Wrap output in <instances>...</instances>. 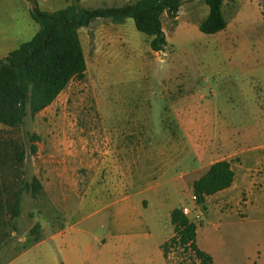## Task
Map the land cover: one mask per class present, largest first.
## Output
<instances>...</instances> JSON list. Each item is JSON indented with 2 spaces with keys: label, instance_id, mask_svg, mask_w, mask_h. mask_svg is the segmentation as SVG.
I'll return each mask as SVG.
<instances>
[{
  "label": "rangeland",
  "instance_id": "obj_1",
  "mask_svg": "<svg viewBox=\"0 0 264 264\" xmlns=\"http://www.w3.org/2000/svg\"><path fill=\"white\" fill-rule=\"evenodd\" d=\"M19 1L0 0V28L11 14V5L23 10V0ZM28 1L30 7L35 1L40 9L64 6L62 0ZM126 1L79 3L97 7ZM245 3L249 5L239 3L240 13L235 16V10L228 13L222 8L226 27L215 34L199 30V19L206 14L199 4L195 9L184 4L174 21L162 14L167 42L162 52L150 49V36L138 31L131 18L121 23L97 19L80 28L84 78L69 81L47 107L34 116L27 115L20 126H0L2 137L21 141L27 149L22 163L2 171L5 180L14 190L20 188L23 179L29 181L33 176L41 183L35 197L21 190L17 231L11 232L0 248V264H60L59 241L52 231L63 223L76 232L94 234L95 245L111 230L125 234L143 231L151 238L142 244L156 248L173 234L171 209L194 206L191 182L201 174H188V163L178 164L172 157V178L161 177L158 172L169 153L157 152V148L164 149L170 139L168 146H173L179 135L187 133H191L189 142L197 148L203 142L215 141L218 134L242 148L248 146L245 138L251 133L259 137L253 143H264V53L250 57L236 52L238 37L253 39L249 25L260 21L258 3L263 12L264 5L261 0ZM18 42L12 39L2 45L0 54ZM32 133L38 136L34 154L27 148ZM147 146L153 152L137 155V148ZM192 148L188 145L185 150L179 144L174 146V153L180 159L186 152L198 151ZM231 153L217 150L204 165L228 157L236 175L260 174L257 170L264 165L263 157L246 161ZM58 173L65 183L60 202L66 204L64 210L68 203L73 207L77 195L83 194V185L89 183L111 187L120 180L125 193L114 207H106L108 197L93 190L85 207L73 219L64 221L58 210ZM259 184L250 208L244 212L245 193H239L240 204L224 213L217 206L220 199L195 202L200 217L194 219L193 212L189 219L196 224V243L212 256L214 264H264V182ZM35 223L39 224L38 242L24 249L35 237L31 233ZM166 261L202 264L191 252L173 246L167 249Z\"/></svg>",
  "mask_w": 264,
  "mask_h": 264
},
{
  "label": "trees",
  "instance_id": "obj_2",
  "mask_svg": "<svg viewBox=\"0 0 264 264\" xmlns=\"http://www.w3.org/2000/svg\"><path fill=\"white\" fill-rule=\"evenodd\" d=\"M208 14L199 22V30L215 34L226 27L222 13L224 0H203ZM183 0H128L121 5L85 7L79 0H71L55 10L40 9L35 1L30 7L31 19L38 25L35 33L20 42L3 58H0V126L16 128L27 115L34 116L47 107L72 79L82 80L86 62L78 30L97 19L121 23L131 18L135 28L150 36L149 46L153 52H162L166 37L161 24L163 12L173 19L177 16ZM264 16V12H263ZM34 133L28 137V152L37 150ZM27 149L24 143L0 135V248L8 242L9 235L17 231L15 219L20 213L21 190L35 197L41 191L36 177L16 190L5 180L2 171L22 163ZM5 171V172H6ZM2 175V176H1ZM234 178L230 162L222 159L209 165L207 170L192 182V193L198 202L205 197L229 187ZM10 182V183H8ZM173 234L161 244L167 257L169 246L191 252L202 264H214L212 256L200 249L196 243V224L185 216L181 209L170 211ZM35 223L31 233L35 234L25 247L38 241Z\"/></svg>",
  "mask_w": 264,
  "mask_h": 264
},
{
  "label": "crops",
  "instance_id": "obj_3",
  "mask_svg": "<svg viewBox=\"0 0 264 264\" xmlns=\"http://www.w3.org/2000/svg\"><path fill=\"white\" fill-rule=\"evenodd\" d=\"M70 1L71 0H62V3H64L65 6ZM245 1L246 0H224L222 4V8L226 9L228 13H232V11L234 12L235 10V12L233 13L235 16L240 13V8H238L239 3H241L243 6L249 5L248 3H245ZM202 2L204 1L189 0L187 2L185 1L184 3L183 0L179 8V11L184 4L185 5L188 4L191 7V9L197 8L196 6L197 4H199L198 8L202 7L206 13L204 14V16H202V18L199 19L200 22L208 14V10L206 9V7H204L205 5H203L205 3ZM261 3L264 5V0H261ZM20 7L21 6L18 5H11V9H10L11 14H9L10 16H8V19L6 20L4 26L0 28V47L8 43L12 39H15V41H19L18 44L22 41L28 40L37 30L38 25L31 19L29 14V9H30L29 1L23 0L22 11H20ZM44 10H55V9L45 8ZM258 11L261 17L260 21H258L257 24L252 23L249 25V31H250L249 35H253V39L250 40L248 39V37L237 38L238 47L236 48V52H238L239 54L245 53V55H250V57H254L257 53H262V54L264 53V16H263L262 7L260 6L259 3H258ZM162 14H164L165 17H168L165 12H163ZM177 17L178 14L175 18L173 19L170 18V20L174 21ZM161 24L163 28L162 21ZM79 30H78V34H79ZM80 42H81V38H80ZM11 49L13 48L6 50L5 54H0V58H3ZM183 118L187 119V117H180L179 119H183ZM262 120L264 121V119ZM256 137L257 139H259L256 133L255 134L251 133L250 135H248L245 138L246 142H248V146L242 148V146L231 141L226 136L222 134H218L215 141L209 140L208 141L209 143L208 142L205 143L202 141L203 143L199 145V147L197 148L196 144L189 142L191 139V133L189 134L187 133L186 135H179L177 137L179 141L174 142L172 144L173 146L171 145L168 146L172 140L170 139L167 144L165 143L163 147L164 149L157 148L156 150L157 152L169 153L168 160H163V166H161L158 173L163 178L164 177L172 178L170 174V170H171L170 165L172 164V162L170 161L172 157H176L175 160L177 159L178 164L180 162L181 164H183L184 162L188 163V166H185L186 172L188 174L197 173V171H201L200 175H202L207 170L209 165L217 160L225 159L230 162L229 158L226 157V158H218L213 161H209L207 164L204 165V160L212 156L213 153L216 152L217 150L232 152L231 153L232 155L236 154L238 156L244 157L246 161H251L261 157H263L264 159V143L262 144L253 143V140L256 139ZM179 144L184 145L185 150L187 149V146L190 145V149L193 146L196 149H198V151L196 150V152H193L191 150L189 151L190 153L186 152L184 155H181V157L182 156L183 157L179 159L178 157H180V155L177 156L178 154L174 153L175 152L174 146H178ZM136 150L140 151V153H137V155L153 152V149L149 148L148 146L146 147V149L137 148ZM230 165L231 168L233 169L231 163ZM123 166L121 165L120 167L121 170ZM186 172L185 175L187 174ZM258 172L260 174L257 175H252V174L236 175L234 172V178L231 185L225 189H222L211 195L206 196L205 202L208 200V198L220 199L219 201L221 202H218L217 206L218 209L220 211L223 210L224 213L226 210L231 208L232 205L240 204L241 198L239 193H245V200L242 202L243 203L242 212H244L245 209L250 208L251 206L250 204L253 200L252 197L256 196L255 192H257L258 188H260L259 183L264 182V165L261 167V171L257 170V173ZM199 176L193 178L192 182L195 179H197ZM57 178L58 179L56 180L57 183L56 191H58V203H59L58 210L62 211L61 218L64 221L66 219L67 220L73 219L75 215L85 207V204L88 202L87 196L88 194H91L93 190H96L95 193L101 197H108L109 202L107 203L106 207H114L116 204L120 202V200H122L123 193H125L124 184L123 183L121 184L120 180L119 182L116 181L114 184H111V187H108L107 185L104 184L100 186H94L92 185L93 183H89L83 185V190H84L83 194L81 196L79 195V197L77 195V200L76 203L73 205V207L71 206V204L68 203L67 210H64V206L66 207V204L65 203L60 204V202L63 201L64 199V197L62 198L61 196L63 195L65 183L64 181H62L63 175L61 173H58ZM69 195L70 194H68V196ZM145 201L146 200H143L144 205H145ZM115 216H122V215L117 214ZM110 218H113L112 214ZM111 225H115V227H117L119 224L111 223ZM52 236L53 238H57L59 241L60 258H61L60 264H167L166 258L164 257L163 251L160 246L165 240L168 239L169 236L164 238L158 244V247L155 248V246L152 244L151 245L142 244V241H148L151 238L149 234L143 231H137V232L125 234V233H120V230L116 229V231L111 230L110 232H108L104 236L103 241H100L98 245H95L94 242L97 240V237L94 234L76 232L74 229L70 228V225L68 223H63L59 225L58 228H55L52 231ZM34 244L35 243L31 244L30 246Z\"/></svg>",
  "mask_w": 264,
  "mask_h": 264
},
{
  "label": "built area",
  "instance_id": "obj_4",
  "mask_svg": "<svg viewBox=\"0 0 264 264\" xmlns=\"http://www.w3.org/2000/svg\"><path fill=\"white\" fill-rule=\"evenodd\" d=\"M191 200L193 201L194 206L189 207L187 205H183L180 207L181 212L188 218H189L190 213L194 212V219H198L200 217V212H199L198 206H196L195 204V202H198V201L194 194L191 195Z\"/></svg>",
  "mask_w": 264,
  "mask_h": 264
}]
</instances>
